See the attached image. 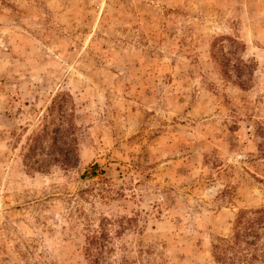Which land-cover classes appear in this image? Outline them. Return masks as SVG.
Here are the masks:
<instances>
[{
    "label": "rangeland",
    "instance_id": "obj_1",
    "mask_svg": "<svg viewBox=\"0 0 264 264\" xmlns=\"http://www.w3.org/2000/svg\"><path fill=\"white\" fill-rule=\"evenodd\" d=\"M0 264H264V0H0Z\"/></svg>",
    "mask_w": 264,
    "mask_h": 264
},
{
    "label": "trees",
    "instance_id": "obj_2",
    "mask_svg": "<svg viewBox=\"0 0 264 264\" xmlns=\"http://www.w3.org/2000/svg\"><path fill=\"white\" fill-rule=\"evenodd\" d=\"M64 109L65 105L60 102L49 109L48 117L57 113L60 120L64 116ZM51 124L44 126L42 135L34 138V144L29 147V157L35 160L30 167L40 172L48 171L52 165L73 166V162L77 160L76 140L68 141L71 127L64 129L60 124L50 130ZM48 136L50 139L45 141ZM36 156L39 158L36 159Z\"/></svg>",
    "mask_w": 264,
    "mask_h": 264
}]
</instances>
